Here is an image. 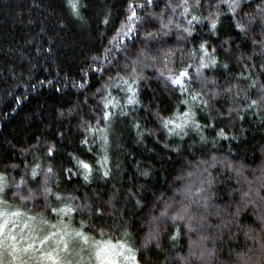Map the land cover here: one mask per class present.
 I'll return each mask as SVG.
<instances>
[{"label": "trees", "instance_id": "obj_1", "mask_svg": "<svg viewBox=\"0 0 264 264\" xmlns=\"http://www.w3.org/2000/svg\"><path fill=\"white\" fill-rule=\"evenodd\" d=\"M184 2L0 0V210L38 239L264 264V0Z\"/></svg>", "mask_w": 264, "mask_h": 264}, {"label": "rangeland", "instance_id": "obj_2", "mask_svg": "<svg viewBox=\"0 0 264 264\" xmlns=\"http://www.w3.org/2000/svg\"><path fill=\"white\" fill-rule=\"evenodd\" d=\"M1 193V191H0ZM1 204V203H0ZM0 213H17L16 216H4L0 215V221H4L7 219V224L5 226V230L0 232V264H53L52 261L45 260L43 257L39 255L41 251H50L57 248L58 243L60 242V238L63 236L64 240L68 243L70 251H62L57 253L61 256L62 259H70L72 257L77 260H83L85 264H109V260H115L116 264H131L130 260H126L125 256L128 255V248L125 247L123 254L114 255L113 253H120V248L122 244H117L113 242H100L98 243V249L105 247L106 251H101L99 257H97L95 252L88 250L87 246H92L89 238H87V242L80 239L79 237L73 235L68 236L62 230L63 223L60 222L54 225L53 234L60 235L49 236L48 240L43 244L40 243V239H38L36 224L32 221H27V219L21 214L19 211H2ZM15 224V227L13 225ZM22 236L28 237L27 240L21 239ZM13 237L17 243V249H21L20 251H13ZM25 243H31L32 248L27 252L23 251V245ZM60 248H63V244H59ZM94 247V245H93ZM79 250V251H78ZM72 251V252H71ZM69 252V253H68ZM67 253V254H66ZM65 255V256H64ZM16 259H13V257ZM74 260V259H73Z\"/></svg>", "mask_w": 264, "mask_h": 264}, {"label": "snow or ice", "instance_id": "obj_3", "mask_svg": "<svg viewBox=\"0 0 264 264\" xmlns=\"http://www.w3.org/2000/svg\"><path fill=\"white\" fill-rule=\"evenodd\" d=\"M149 2H151V0H149ZM196 2L198 4L199 3V0H196ZM67 4H68L70 10L72 11V13L74 15H77L78 16L79 15V0H67ZM236 6H237V4L234 2V3H232V4L229 5V8H230V10H233L234 11L235 8H236ZM129 7L131 9V12H130V15L128 17V21L129 22H132V21H135V20H139L140 17L137 15L135 9L132 8V5L131 4L129 5ZM188 7L189 6H188V4H187V2L185 0V2H184L185 11L188 10ZM194 18L195 19H199V17H194ZM216 24H217V20L216 19H212L211 20V27L213 29L216 27ZM236 27L243 29L244 28V25L237 24ZM132 30L133 29L131 27H128L127 24L125 25V27H124V31L125 32H131ZM185 31H189V29H185ZM121 34L122 33L118 31L117 36L119 37ZM148 35H150V34H148ZM204 47H205L204 43H201L200 48L201 49H204ZM187 75H188V72L186 70L180 69L178 75H171L170 74V77L169 78L171 79V82L173 84H180V83H182V77L187 76ZM193 99H195V96L193 97ZM262 100H264V98H262ZM108 103H111V102L109 101ZM257 103H258L257 100H252L250 106H254ZM109 115L110 114L107 113V112L104 113L105 118H107ZM181 115H182V122L183 123H187L188 114H181ZM163 122H164L165 126H167V124L170 123V122H173L174 123V121H168L167 119H165ZM180 127H182V124H180V123L176 124V128H180ZM169 131H172V130L170 129ZM218 134L221 135V136L225 135V133H224L223 130H221ZM84 142L85 141H82V143H84ZM48 151L51 153L53 151V149L51 147H49ZM105 159H106V157H105ZM77 162H78V164H80V166L83 169L86 170L85 171L84 178H85V180H87L88 179L87 170H90L91 166L88 163H86V162H84L82 160L81 161H77ZM32 174L35 176V174H36L35 173V169H33V173ZM108 174L109 173L107 171L104 172V175L105 176H107ZM0 191H3V188L2 187H0ZM45 191H49V189L46 188ZM52 211H54V212H58V211L71 212V211H73V209L68 208L67 206H65L64 209H52ZM96 211L99 212L100 209H96ZM0 215H4V216H9V215L10 216H16L17 213H11V214H8V213H0ZM7 222H8L7 219H5L4 221H0V232H3L5 230V226H6ZM13 227H15V224L13 225ZM52 235H53L52 233H48V235H46V236L43 237V239L40 241V243L43 244L45 241L48 240L49 236H52ZM75 235L77 237H79L80 239L84 240L85 243L87 242V238L84 236L83 233L76 232ZM151 236H152V234L149 233V237H151ZM21 239L27 240L28 237L22 236ZM13 241L14 242L12 244V250L13 251H20L21 249H17V246H16L17 243H19V242L18 241H15V238L14 237H13ZM60 243L63 244V248H60V246H59ZM147 243H148V241L146 240L145 241V244H147ZM125 247H126V245H123L122 244L121 245V248H120V253H113V254L114 255L123 254ZM31 248H32V244L31 243H25L23 245L22 250L25 251V252H27ZM106 250L107 249L105 247H102V248L97 249L96 250L97 257H99L101 251H106ZM62 251H70L69 245L64 240V237L63 236L60 238V242L58 243L56 249H53V250H50V251H47V252L41 251L39 253V255L41 257H43L45 260L52 261L53 264H73L72 260H70V259H62L61 256L57 254V253L62 252ZM13 259H16V257L14 256ZM125 259L126 260H130L131 261V264H140L139 260L137 259L136 255H135V250L132 249V248H130V247L128 248V255L125 256ZM77 264H79V262H77ZM109 264H116V261L115 260H109Z\"/></svg>", "mask_w": 264, "mask_h": 264}]
</instances>
